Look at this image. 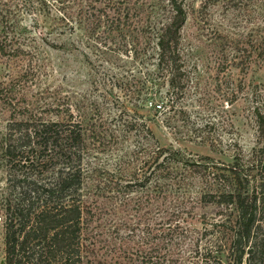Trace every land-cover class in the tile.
<instances>
[{
    "label": "trees",
    "instance_id": "obj_1",
    "mask_svg": "<svg viewBox=\"0 0 264 264\" xmlns=\"http://www.w3.org/2000/svg\"><path fill=\"white\" fill-rule=\"evenodd\" d=\"M186 2L0 0V55L8 61V80L0 83L3 264H87L84 250L87 244L99 243L102 232L100 223L90 225L94 211L97 215L110 211L100 205V199L109 205L118 201L120 210H126L131 199L128 193L140 190L143 194L134 204H152L173 188L177 191L192 174L203 183L198 201L218 208V216L202 218L201 232L188 234L186 263L188 258L201 257L205 264H264V143L252 150L248 161L218 166L184 159L178 150L156 145L148 126L131 118L122 125L125 131H138L135 150L127 158H118L109 170L96 154L116 148L115 130L87 114L76 116L68 101L54 96L40 102L29 100L14 89L28 67L29 44L35 36L43 39L51 33L77 32L95 45L98 57L105 61L100 55L110 52L147 62L155 71L146 69L140 89L149 94L150 104L155 103L153 113L160 112L182 89L178 46ZM198 2L199 6L244 2L264 8V0ZM261 13L264 16V10ZM258 36L259 55L264 57V29ZM156 73L168 79L167 89L158 94L149 77ZM129 77L131 82L123 85L135 86V74ZM255 116L256 131L263 133V122ZM173 238L169 235L170 244ZM178 259V264H186L183 254Z\"/></svg>",
    "mask_w": 264,
    "mask_h": 264
},
{
    "label": "rangeland",
    "instance_id": "obj_2",
    "mask_svg": "<svg viewBox=\"0 0 264 264\" xmlns=\"http://www.w3.org/2000/svg\"><path fill=\"white\" fill-rule=\"evenodd\" d=\"M186 3L189 6H184L186 19L179 31L178 46L182 89L180 95L171 96L168 106L163 105L160 112L153 113L155 103L150 104L149 94L140 89L146 69L155 71L147 62L110 52L100 55L107 58L105 61L98 57L95 45L91 46L77 32L51 33L43 39L35 36L29 44L32 53L27 56L28 67L14 86L15 92L39 102L49 96L58 97L68 101L76 116L87 114L115 130L119 139L116 148L96 154L109 170H113L112 163L118 158H127L135 150L138 131H125L122 125L123 120L131 118L140 126H148L156 145L178 150L184 159L218 166L231 165L238 159L248 161L252 150L264 143V128L263 133L256 131L255 116L264 125V57L258 49V35L264 29V8L244 2L209 6H199L198 0ZM6 61L0 55V83L5 84ZM130 74H135L138 81L135 86H124L131 82ZM149 77H153L155 93L167 89V76L156 73ZM124 107L134 112L123 111ZM121 111L123 114L118 116ZM2 123L0 116V126ZM4 178L0 166V193ZM200 179L194 174L186 176L177 191L173 188L165 197L143 206L134 204L143 193L130 191L126 210H120L122 204L118 201L109 205L100 199V205L110 211L99 215L94 211L96 216L90 225L100 223L102 232L100 242L87 244L84 250L87 264H178L180 260L176 259L181 254L186 263L188 234L195 236L201 232L202 218L211 220L218 216V208L198 201V193L203 190ZM169 235L174 237L172 244ZM3 255L0 204V264ZM186 264L205 263L201 257H194L190 261L188 258Z\"/></svg>",
    "mask_w": 264,
    "mask_h": 264
}]
</instances>
